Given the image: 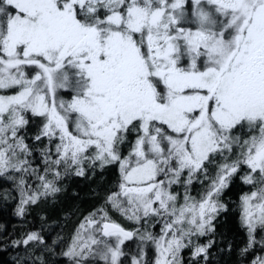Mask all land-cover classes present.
Returning a JSON list of instances; mask_svg holds the SVG:
<instances>
[{
    "label": "snow or ice",
    "instance_id": "obj_1",
    "mask_svg": "<svg viewBox=\"0 0 264 264\" xmlns=\"http://www.w3.org/2000/svg\"><path fill=\"white\" fill-rule=\"evenodd\" d=\"M0 219V264H264V0H0Z\"/></svg>",
    "mask_w": 264,
    "mask_h": 264
},
{
    "label": "trees",
    "instance_id": "obj_2",
    "mask_svg": "<svg viewBox=\"0 0 264 264\" xmlns=\"http://www.w3.org/2000/svg\"><path fill=\"white\" fill-rule=\"evenodd\" d=\"M86 191V190H85ZM5 222V220H3V219H0V223H4Z\"/></svg>",
    "mask_w": 264,
    "mask_h": 264
}]
</instances>
